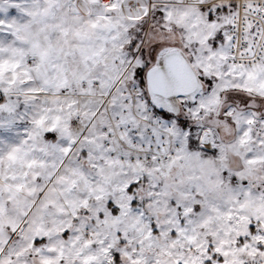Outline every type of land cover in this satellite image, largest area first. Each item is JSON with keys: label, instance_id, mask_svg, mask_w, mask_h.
<instances>
[{"label": "snow or ice", "instance_id": "6c2138e0", "mask_svg": "<svg viewBox=\"0 0 264 264\" xmlns=\"http://www.w3.org/2000/svg\"><path fill=\"white\" fill-rule=\"evenodd\" d=\"M0 264H264V0H0Z\"/></svg>", "mask_w": 264, "mask_h": 264}]
</instances>
